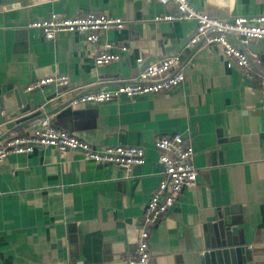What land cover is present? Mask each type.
Returning <instances> with one entry per match:
<instances>
[{
	"label": "crops",
	"instance_id": "0c3cea01",
	"mask_svg": "<svg viewBox=\"0 0 264 264\" xmlns=\"http://www.w3.org/2000/svg\"><path fill=\"white\" fill-rule=\"evenodd\" d=\"M188 1L220 18L264 16V0ZM173 12L156 0H0V97L22 89L31 108L27 115L40 111L51 125L95 149L140 147L145 155V163L129 171L54 148L9 155L0 163V264H127L144 207L160 181L153 140L172 133L193 148L198 180L151 230V263L225 264L218 239L228 227L241 232L249 249L250 260L240 256L235 264H264L263 97L256 81L226 67L220 47L183 49L193 21L153 20ZM87 13L119 17L124 28L103 33L94 45L63 34L47 42L27 28L51 14ZM105 42L127 52L96 67ZM179 53L184 81L169 92L71 106L79 94L112 90L145 64ZM247 53L264 75V41H252ZM57 75L68 77L67 87L25 91L31 81ZM69 108L63 121L68 129L57 126V115ZM36 119L15 128L28 130Z\"/></svg>",
	"mask_w": 264,
	"mask_h": 264
},
{
	"label": "built area",
	"instance_id": "2783aa9c",
	"mask_svg": "<svg viewBox=\"0 0 264 264\" xmlns=\"http://www.w3.org/2000/svg\"><path fill=\"white\" fill-rule=\"evenodd\" d=\"M162 6L172 5L171 14L157 15L154 22L193 21L195 30L183 49L198 51L204 47H220L225 65L239 71L247 81H256L264 108V75L254 67L247 47L252 41H264V16L220 18L201 13L188 0H156ZM39 31L42 38L53 41L58 35H77L86 43L97 44L101 35L108 31H119L124 22L119 17L87 13L82 16L62 18L56 14L37 19L27 25ZM125 46H114L108 42L94 58L96 67L118 61ZM180 53L168 56L142 68L138 75L124 81L112 90L79 94L71 101V106L102 105L121 97L136 99L169 92L184 81V68L180 63ZM69 79L57 75L31 81L26 92H43L48 85L67 87ZM20 128V127H19ZM153 145L159 153L161 166L160 181L149 197L139 224V235L133 254L126 258L127 264H152L150 253V232L159 219L177 202L180 192L197 185L198 170L194 166V151L179 133L157 137ZM39 148H54L59 152H77L83 161L98 165H113L125 171L145 163L144 150L140 147L114 146L95 149L74 135L51 125L48 117L37 118L28 130L13 129L0 141V163L9 155H27Z\"/></svg>",
	"mask_w": 264,
	"mask_h": 264
},
{
	"label": "water",
	"instance_id": "95a60500",
	"mask_svg": "<svg viewBox=\"0 0 264 264\" xmlns=\"http://www.w3.org/2000/svg\"><path fill=\"white\" fill-rule=\"evenodd\" d=\"M147 64L144 65V67ZM31 110L30 106L27 105L26 98L23 94L22 89L13 91L12 93H7L0 97V137H2L5 132L15 129L19 124H24L30 122L36 118L41 117L40 111L27 113ZM71 109H65L63 112L57 115V126L61 128L68 129L65 118L71 113ZM86 113V112H77ZM74 114V113H73ZM8 118L7 121H4ZM21 116V117H20ZM17 117V120H12V118ZM237 233L239 237L237 238ZM218 246L220 255L223 258L225 264H235L238 262L239 257L242 256L245 260H250L249 249L246 247L244 240L242 239L241 232H238L235 228L226 227L224 230H220Z\"/></svg>",
	"mask_w": 264,
	"mask_h": 264
}]
</instances>
